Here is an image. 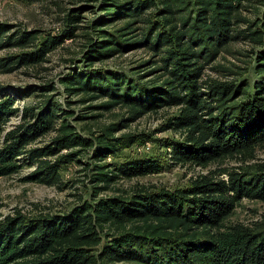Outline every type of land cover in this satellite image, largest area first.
Segmentation results:
<instances>
[{
  "label": "trees",
  "instance_id": "obj_1",
  "mask_svg": "<svg viewBox=\"0 0 264 264\" xmlns=\"http://www.w3.org/2000/svg\"><path fill=\"white\" fill-rule=\"evenodd\" d=\"M71 4L60 34L0 23V52L9 51L0 56V73L39 68L52 50L80 34L79 59L58 79L66 105L101 101L85 110L121 107L127 117L93 132L84 123L88 117L48 97L23 107L19 122L5 130L19 111L0 91V178L29 169L23 181L62 190L60 168L88 158L79 170L86 198L72 195L74 201L56 212L32 203L0 220V264H264V220L227 221L242 200L264 202V161L257 159L264 147V0ZM90 4L100 15L94 12L98 16L83 26V13L96 8L84 7ZM236 42L248 46L242 66L217 62ZM135 49L149 55L138 74L95 67ZM206 67L217 76L204 75ZM44 89L56 91L54 85ZM169 110L174 113L160 130L179 140L166 144L165 156L206 174L175 190L117 188L121 180L165 167L161 160L106 165L143 137L114 135L147 114Z\"/></svg>",
  "mask_w": 264,
  "mask_h": 264
},
{
  "label": "rangeland",
  "instance_id": "obj_2",
  "mask_svg": "<svg viewBox=\"0 0 264 264\" xmlns=\"http://www.w3.org/2000/svg\"><path fill=\"white\" fill-rule=\"evenodd\" d=\"M73 1L75 0H0V23L11 25L15 30L40 31L41 35L60 34L65 29L64 15L75 7L71 4ZM84 7L86 9L89 7L96 8L93 12L86 10L83 13V26H85V22L94 20L95 17L100 15L97 4L96 6L90 4ZM94 12L99 14L96 15ZM79 35L77 34L73 40H65L63 44L52 50L46 62L39 68H23L9 74L0 73V91L13 98L14 108L19 111V115L9 120L5 130L12 128L19 122L20 112L23 107L39 105L48 97H52V100L62 109L69 107V109L88 117L84 123L93 132L102 131L107 127L117 125L127 117V112L121 107H116L109 112L94 109L85 110L86 107L97 106L101 101L88 103L84 106L66 105L68 98H66L61 86L58 84V79L70 73L75 65L72 64L71 60L77 61L79 59L77 52L84 41V38ZM40 37L42 39L43 36ZM247 49L248 46L244 43H232L224 50L217 62L224 65L234 63L242 66L241 61L245 60L243 55ZM7 53L9 51H2L0 56H6ZM148 58L149 55L145 51L135 49L105 61L103 65L95 64V67L105 65L109 69L123 71L130 76L131 69H134L135 73L138 74L139 65L148 61ZM253 68L254 65L250 67L249 74L246 77L251 84L256 79ZM204 75L217 76L211 67L205 68ZM153 76H147L145 79L151 80ZM48 85H54L56 91L45 90L44 87ZM71 101H76V98ZM173 113L174 110L150 113L128 124L127 128L116 132L114 137H121L127 134L139 137L141 135L143 137L130 147L120 151L117 156L107 158L105 160L106 165L114 162H124L125 160H161L165 167L162 172L157 174L141 176L131 180H121L117 188L129 189L133 186L144 185L175 190L187 187L193 178L206 174L207 170L173 165L170 158L165 156L166 148L164 147H166V144L179 140L176 134L160 130ZM77 127L80 132L84 131L85 133L86 131L87 133L89 131L84 124H77ZM45 140H48V138ZM146 146L150 148V151L142 150ZM257 159L264 161V147L257 151ZM87 160H82V165ZM82 165L74 162L63 165L60 168L61 179L65 184L62 190L23 181V178L30 173L31 170L29 169H23L17 174L0 178V220L15 210H30L32 203H38L45 208H49L52 212H56L65 209L72 203V200L74 201L75 198L72 195H81L86 198L85 191L88 189V184L84 174L79 172L81 167H83ZM209 169L214 170L215 168L210 167ZM262 220H264V202L242 200L227 221L250 223Z\"/></svg>",
  "mask_w": 264,
  "mask_h": 264
},
{
  "label": "built area",
  "instance_id": "obj_3",
  "mask_svg": "<svg viewBox=\"0 0 264 264\" xmlns=\"http://www.w3.org/2000/svg\"><path fill=\"white\" fill-rule=\"evenodd\" d=\"M142 150H144V151H149L150 150V148L148 147V146H146V147H143V149Z\"/></svg>",
  "mask_w": 264,
  "mask_h": 264
}]
</instances>
